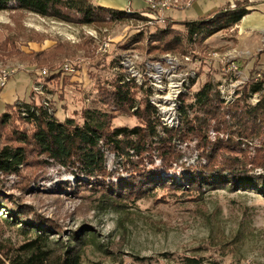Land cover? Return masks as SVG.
I'll return each mask as SVG.
<instances>
[{"label": "rangeland", "instance_id": "rangeland-1", "mask_svg": "<svg viewBox=\"0 0 264 264\" xmlns=\"http://www.w3.org/2000/svg\"><path fill=\"white\" fill-rule=\"evenodd\" d=\"M146 1L150 0H132L135 11L126 10V19L89 25L43 18L24 11L0 12V69H16V74L0 88V95L9 90L18 92L12 102L0 100V115L7 111L9 119L1 130V142L15 146L14 132L30 131L31 125L17 111L23 103L34 106L47 102L60 121L74 117L81 123L84 109H100L115 114L111 119L113 127L137 125L135 116L120 113L106 95L113 89L110 79L119 72L115 69V56L119 53L132 52L141 63L170 54L181 63L175 65V72H182V67L192 72L185 81L170 74L154 75L153 83L158 86L154 94H162V107L156 110L160 124L162 119L171 126L181 121L178 104L175 107L172 101L176 99L172 95L176 85L180 93L177 99H184L186 103L206 82L213 86V103L221 105L223 110L236 104L243 112L257 103L264 92L253 93L250 87L262 81L264 91V52L240 53L230 28L218 31L207 42L194 45L185 40L182 23L215 15L224 0H192L189 7L167 9L164 21L148 16L151 11ZM243 1L234 0L230 4H243ZM162 29L181 37L182 45L170 51L156 49L163 41L152 37ZM138 35V42L129 43ZM106 42L109 43L107 50H100ZM56 43L64 44L66 50L58 54L52 67L29 63L20 54L45 50ZM128 45L129 49H125ZM231 61L236 70H229ZM123 62L120 60V69L130 67V60L128 66ZM66 63L75 72H64L62 66ZM43 70L47 71L46 75L41 73ZM55 73L57 77L51 80ZM131 82L139 88L136 101L140 104L145 96L144 78L131 76ZM37 84L39 89L35 91ZM149 96L147 91L148 103L155 107V97ZM230 116L227 113L224 119ZM260 123L264 129V121ZM228 136V131H217L215 120L211 121L209 141L214 142L217 137L226 140ZM240 143L252 155L261 146L262 138ZM195 145V140L176 143V148L184 152L182 162L186 165L196 163ZM41 160L30 155L28 164L18 175L1 176L2 192L22 203L29 214L57 226L63 241L74 233L90 229L93 236L86 239L81 264H181L185 256L212 258L220 264H264V194L251 189L158 184L142 194L108 199L96 184L77 186L78 178L87 182L86 177L76 178L55 165L45 168ZM106 166L112 173L111 182L129 179L128 173L116 166L111 153L106 155ZM154 167L165 177L182 176L180 166L165 172L156 160ZM259 171L254 169L255 173ZM3 217L0 213L1 240L17 247L26 237H32V233L24 235L17 224L8 223ZM51 237L57 239V235Z\"/></svg>", "mask_w": 264, "mask_h": 264}, {"label": "trees", "instance_id": "trees-1", "mask_svg": "<svg viewBox=\"0 0 264 264\" xmlns=\"http://www.w3.org/2000/svg\"><path fill=\"white\" fill-rule=\"evenodd\" d=\"M247 6L246 0L233 6L226 3L213 16L184 21L185 40L195 45L220 30L231 28L248 12ZM4 11H24L43 18L87 25L128 18L126 10L93 6L88 0H0V12ZM137 38L140 35L132 37L129 43L138 42ZM152 38L163 41L162 46L156 48L162 51L182 45L181 37L168 29L160 30ZM125 49H129V45ZM65 50L64 44L56 43L45 50L20 54L28 58L29 63H43L52 67L58 54ZM110 83L113 89L110 93L106 92L107 97L120 113L135 116L137 125L113 127L111 119L115 114L100 109H84L81 123L74 117L60 121L49 105L23 103L17 111L21 119L31 125V129L15 131L13 141L17 145L14 146L1 142V130L9 119L6 117L7 111L0 115V213L6 222L17 224L24 235L32 233V237H26L27 240L17 247L0 239V264H81L86 239L93 236L90 229H83L63 241L57 226L29 214L12 195L3 194L1 176L18 175L33 154L42 158L45 168L55 165L76 178L86 177L87 182L78 178L77 186L96 184L104 190L102 194L108 199L142 194L158 184L251 189L264 194V129L260 123L264 121L262 81L250 87L251 92L262 93L261 97L254 106L243 109V112L236 104L223 110L221 105L213 103V86L209 82L204 83L193 93L191 101L186 103L182 99L180 103L178 100L177 111H180L181 121L179 119L180 124L177 121L179 125L174 129L172 127L176 124L168 128V125L159 123L154 107L148 103L146 90L142 91L145 96L141 105L136 101L139 88L132 82H123L120 72L112 76ZM227 113H231V116L224 119ZM213 120L217 131H228L226 140L217 137L216 141H209L208 129ZM255 137L262 138V144L254 154L249 155L240 142ZM192 140L196 141V163L186 165L182 162L184 152L176 148V143ZM107 153L113 155L118 168L128 173V180H109L112 173L107 170ZM156 160L160 161L165 172L180 166L182 176H163L154 167ZM256 168L260 169L259 173L254 172ZM117 190H120L119 193ZM108 194L112 196L109 198ZM54 235H57V239L51 237ZM181 264L220 263L212 258L185 256Z\"/></svg>", "mask_w": 264, "mask_h": 264}, {"label": "built area", "instance_id": "built-area-1", "mask_svg": "<svg viewBox=\"0 0 264 264\" xmlns=\"http://www.w3.org/2000/svg\"><path fill=\"white\" fill-rule=\"evenodd\" d=\"M147 2V8L149 11H151V14L148 16H155L156 20L164 21V15L162 13L163 10H167L170 8H184L189 7L191 3H183V4H174L170 3L168 0H153V1H146ZM147 14V13H146ZM109 47V43H103L100 46V50L106 51ZM132 52L127 53H119L115 56L116 60V67L115 69L118 70L123 77V82H131V76H140L144 78V88L143 90L148 91L149 98L151 96L155 97V100L153 101L155 111L159 110L161 106V96L162 94H154V87L153 85V78L154 75L157 73H164V74H170L172 77H178L181 78V81H185L186 76L190 71H187L186 68L182 67V72H175V65H181V63H178V61H175V57L171 56L170 54H165L164 58L156 59L153 62H146L143 60V63L138 61V58L136 55L131 54ZM120 60H130V67L127 69H120ZM186 61H188V58H185ZM229 70H236V65L233 61L229 63ZM62 70L64 72H75L74 67L66 63L62 66ZM42 74L46 75L47 71L43 70L41 72ZM192 73V72H190ZM16 74V69L14 68H2L0 69V88H3L10 77L14 76ZM38 84L34 86V90H38ZM178 96H180V93H178ZM177 96H173V99ZM44 105H48L47 102L44 103Z\"/></svg>", "mask_w": 264, "mask_h": 264}, {"label": "crops", "instance_id": "crops-1", "mask_svg": "<svg viewBox=\"0 0 264 264\" xmlns=\"http://www.w3.org/2000/svg\"><path fill=\"white\" fill-rule=\"evenodd\" d=\"M170 3L183 4L191 3L192 0H168ZM234 0H224V3H232ZM248 6L246 9L248 12L242 16L240 21L230 28V31L234 32L236 38L237 48L240 53H253L264 52L262 46H264V0H246ZM93 6H103L116 10H134L132 7V0H88ZM135 11V10H134ZM166 10L162 13L165 14ZM207 42V40L205 41ZM237 50V49H236ZM245 50V51H244ZM243 53V54H244ZM264 55V53H263ZM264 58V56H263ZM17 90H9L8 93L0 95L1 102H12L17 97Z\"/></svg>", "mask_w": 264, "mask_h": 264}, {"label": "bare ground", "instance_id": "bare-ground-1", "mask_svg": "<svg viewBox=\"0 0 264 264\" xmlns=\"http://www.w3.org/2000/svg\"><path fill=\"white\" fill-rule=\"evenodd\" d=\"M150 1H153V0H150ZM126 63H127V64H126ZM123 64H125L126 66H128V64H129V60H124ZM153 85H155L156 88H158L157 84H154V83H153ZM173 88H175V89H172V91L174 92V93H172V95L175 94V96H177V97H176L175 100H172V101L175 102V107H176L177 104H178V99H177V98H178V93H179V87H178V85H176V86L173 87ZM154 90H156L155 87H154ZM180 90H181V91H184V88L181 87ZM161 119H162V118H161ZM162 123H163L164 125H169V126H171L170 124H168L167 122H165L163 119H162Z\"/></svg>", "mask_w": 264, "mask_h": 264}]
</instances>
